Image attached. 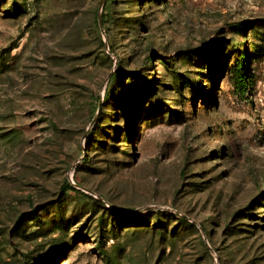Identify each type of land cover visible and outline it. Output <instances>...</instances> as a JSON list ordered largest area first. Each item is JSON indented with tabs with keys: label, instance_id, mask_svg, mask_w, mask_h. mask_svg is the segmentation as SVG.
<instances>
[{
	"label": "rangeland",
	"instance_id": "obj_1",
	"mask_svg": "<svg viewBox=\"0 0 264 264\" xmlns=\"http://www.w3.org/2000/svg\"><path fill=\"white\" fill-rule=\"evenodd\" d=\"M101 2L0 0V264H264V0Z\"/></svg>",
	"mask_w": 264,
	"mask_h": 264
},
{
	"label": "trees",
	"instance_id": "obj_2",
	"mask_svg": "<svg viewBox=\"0 0 264 264\" xmlns=\"http://www.w3.org/2000/svg\"><path fill=\"white\" fill-rule=\"evenodd\" d=\"M112 52H113V50H112ZM244 66H246V70H248V69H249V64H248V63H245V64H244ZM66 188H68V189H69V188H73V187H72V186H70V185H69V186H66V185H65V186H63V188H62V191H61V192H63V193H64V192L66 191ZM20 220L22 221V220H23V217H21V219H20Z\"/></svg>",
	"mask_w": 264,
	"mask_h": 264
},
{
	"label": "water",
	"instance_id": "obj_3",
	"mask_svg": "<svg viewBox=\"0 0 264 264\" xmlns=\"http://www.w3.org/2000/svg\"><path fill=\"white\" fill-rule=\"evenodd\" d=\"M103 5H104V0H102L101 2V8H103ZM100 24H102V12L100 13Z\"/></svg>",
	"mask_w": 264,
	"mask_h": 264
},
{
	"label": "bare ground",
	"instance_id": "obj_4",
	"mask_svg": "<svg viewBox=\"0 0 264 264\" xmlns=\"http://www.w3.org/2000/svg\"><path fill=\"white\" fill-rule=\"evenodd\" d=\"M6 59V58H5Z\"/></svg>",
	"mask_w": 264,
	"mask_h": 264
}]
</instances>
